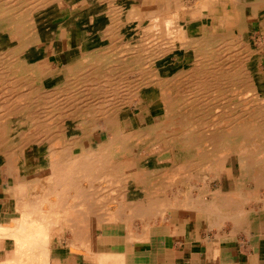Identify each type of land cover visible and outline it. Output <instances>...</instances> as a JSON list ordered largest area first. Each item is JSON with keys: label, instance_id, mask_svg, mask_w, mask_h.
Returning a JSON list of instances; mask_svg holds the SVG:
<instances>
[{"label": "bare ground", "instance_id": "obj_1", "mask_svg": "<svg viewBox=\"0 0 264 264\" xmlns=\"http://www.w3.org/2000/svg\"><path fill=\"white\" fill-rule=\"evenodd\" d=\"M152 1L0 0V189L11 191L19 215L0 212V245L14 249L0 264H46L56 225L71 228L89 212L88 200L96 216L117 211L126 198L119 184L178 188L202 168L218 176L228 154L264 155V42L251 37L253 19L264 35V0ZM50 57L63 66L52 68ZM158 110L161 119L146 124V113ZM147 134L155 139L145 144L161 143L171 163L126 141ZM242 163L262 181L251 178L254 186H264V160ZM139 167L157 172L129 174ZM251 197L264 199L258 191ZM46 199L52 204L40 208Z\"/></svg>", "mask_w": 264, "mask_h": 264}, {"label": "crops", "instance_id": "obj_2", "mask_svg": "<svg viewBox=\"0 0 264 264\" xmlns=\"http://www.w3.org/2000/svg\"><path fill=\"white\" fill-rule=\"evenodd\" d=\"M206 22L207 21L205 20L204 23ZM260 34L262 33L260 32ZM149 154L150 152L147 151L146 155L148 156H144L151 158ZM122 155L125 156L126 153ZM158 156L155 157V161H157ZM224 168L225 165L223 164L218 176H211L209 181H205L203 184L200 183L201 185L198 184L195 186V188H191L190 186H181L177 188L176 186L171 187V185L167 187L160 186L159 188V185L156 184H139L138 182H129L126 184L127 186H121L119 184L117 185L118 188L122 191L125 189L124 193L126 194V198H124L123 202L121 201L118 204L119 209H117L120 214V211H124L122 212L125 214L123 216H121L122 214L120 215L117 213V211L112 210L106 215L101 214L100 217L98 215L96 216L94 215L95 211L92 205L93 203L92 201L89 202L88 200L86 202V209H90H88L89 212L86 210V213L88 212L89 216L88 213H82L81 216L80 214L77 215L73 220L74 226L71 224V228H68L67 226V228L65 226L63 227L60 224L56 225V228L60 227V229L59 232L58 230H55L57 231L53 233L55 238L48 245V263L264 264V199H261V201L260 199L259 201L254 200L251 197L254 193V185L253 187L250 185L238 186L239 184L235 180L230 179L228 171H226L225 177H223L225 171ZM138 169L139 170L136 169L128 172L129 174L141 173L148 175H153V173L157 172V169L153 167H139ZM12 184L14 185V180L12 181ZM246 187L247 189H245ZM179 188L181 189L180 192L183 193L177 195V189ZM148 189L151 190L149 191ZM164 189H168L169 191H172V193H169L168 190L165 191ZM164 191L165 193H162ZM215 191L216 193L219 192V197L215 196L216 193H210ZM2 193L7 192L3 191V189H0V212H5V204H7L6 202H8V200L5 201V199L2 198ZM175 194L178 196V199ZM235 194L238 196H235ZM154 195H156V198L158 195L159 200L156 201V198L154 199ZM201 195L203 197H201ZM210 195L212 197H210ZM224 195L226 196L224 197ZM195 196L197 197V200L195 199ZM179 197L181 198L180 201ZM184 197L185 199L187 198L189 200L186 199L187 201L182 203ZM236 197L239 198L237 199ZM148 198H150L149 202L147 201ZM151 198L153 199L152 201ZM175 198L178 201H176ZM191 198H193V200H190ZM198 198H200L199 200L201 202V205H199L202 207L198 205V203H200ZM240 198L242 201L239 200ZM9 199L11 216L14 213V209H12L14 208V201L11 191ZM144 199L147 201V203ZM140 201L141 204L136 206L138 203H140ZM169 201L170 203H168ZM156 202L161 204L162 208ZM90 203L91 205H89ZM123 203L124 206H121ZM148 203H152L153 206L151 207L150 204L148 205ZM188 203H193L192 205L194 207L190 206V204L188 205ZM210 203L211 206L209 205ZM51 204V199L41 200L39 202L40 208H49ZM130 204L132 206H130ZM233 204H235V206ZM120 206L122 209H120ZM155 206H159L161 210L159 207L157 209ZM142 207H146L144 212ZM213 207H215V209ZM91 211H94V213ZM154 212L155 214H153ZM115 213H117V217H114ZM132 213L134 214L132 215ZM84 215L86 216V219H83V223L81 217ZM131 217L135 218V220ZM78 218L82 220L81 223H76V221H79ZM129 218H131L130 222L129 220H126ZM58 220H62V218L59 219L58 217ZM86 220H88L89 223H87ZM79 224L81 227H79ZM88 225H90V228ZM68 229L70 230L69 232ZM79 230L80 232L78 233ZM82 230L83 233L86 232V234L84 233L85 236H83L84 234L82 235ZM89 231L92 233H89ZM60 232H62V234ZM87 234L88 236H86ZM59 235L61 237H59ZM56 236H58V240L56 239ZM73 236L75 238H73ZM77 236H80V239L83 237L84 240L81 239L83 241H79L80 239ZM84 237H89L88 240L86 239L88 242H85ZM67 238L70 240V242L66 240ZM76 240L77 242H74ZM79 242H82V244L85 242L83 245L84 248L82 247V244H77ZM67 243L69 244L67 245ZM80 245L81 247L79 248ZM13 257L14 249L12 243L0 245V260H10Z\"/></svg>", "mask_w": 264, "mask_h": 264}, {"label": "rangeland", "instance_id": "obj_3", "mask_svg": "<svg viewBox=\"0 0 264 264\" xmlns=\"http://www.w3.org/2000/svg\"><path fill=\"white\" fill-rule=\"evenodd\" d=\"M151 1V2H150ZM146 2L147 3H149V4H152L153 3V1L152 0H146ZM59 21H61V20H59ZM252 25H253V30H252V35H251V37H254V39H255V41L257 42V41H259V42H264V35L263 34H258V25H257V20L256 19H253L252 20ZM257 29V30H256ZM71 30H72V28H69L68 30H67V32L68 33H70L71 32ZM260 35V36H259ZM259 36V37H258ZM262 36V37H261ZM259 38V39H258ZM257 39V40H256ZM258 43V42H257ZM73 44V45H72ZM263 44V43H262ZM64 46L65 47H75V46H77V42L74 40V39H70V42H69V40L67 39H64ZM49 61L52 63V68H55V67H59V66H63V63H59V64H57V59H53V58H51L50 57V59H49ZM182 61V59H180L179 57L178 58H176V64L178 65L180 62ZM55 62V63H54ZM262 66V67H261ZM60 68V67H59ZM260 71H258V73H260V75H262L263 77H264V56H263V58H262V61H261V63H260ZM263 70V71H262ZM259 106H261V105H259ZM262 106L264 107V103L262 104ZM66 110V109H65ZM66 111H69V108L66 110ZM148 114V115H147ZM14 118V119H16V118H18L17 117V115H14V116H11V118ZM161 117H162V110H158L157 112H149V113H146V124H148V125H153L154 123H155V120L156 119H161ZM140 118V120H141V118L142 117H139ZM72 128V127H71ZM98 134H99V131L97 132V136H98ZM96 136V137H97ZM131 140H130V139ZM133 139V140H132ZM153 139V140H152ZM154 139H155V136H153V135H145L143 138H141V139H134V138H131V137H126V141L129 143V144H132V147L135 149V148H137V149H140V150H138V151H140V152H145V151H148V152H150V157L151 158H154L155 159V157L156 156H158V159H157V161H159V163H162V164H164V163H171L172 162V155H171V152L169 153V151H166L165 149H164V147L162 146V144L161 143H159V142H155L153 145H150L151 143H153L154 142ZM97 140V139H96ZM149 140H152V142L150 143V144H148V146H147V144H145V142L146 141H149ZM143 143H144V145H143ZM259 144H262V143H259ZM251 145V144H250ZM142 147L144 148L145 147V149H146V147H147V149L145 150V151H141L142 150ZM251 147H253L252 145H251ZM165 151H164V150ZM162 150V151H161ZM27 155L31 158L32 156H31V151L29 150V149H27ZM139 152V153H140ZM245 152V151H244ZM259 152V153H258ZM262 154V155H261ZM250 155H251V158L249 157V156H247V155H244V154H242V155H240L239 153H231V154H228L226 157H225V161H224V165H225V171H224V174H223V177H225V174H226V171H228V174H229V177H230V179H235L236 181H237V183L239 184V185H243V186H247V185H251V187H253L252 185H254V182H256V180L258 179L257 178V176H256V172L253 170V169H251L250 168V170L247 172V171H243V169H242V166L245 168V164H241V161L242 160H244V159H248L249 161H250V163H251V161H252V159H253V157L255 158V160H260V161H262V160H264V155H263V153H262V149H260L259 151L258 150H256V149H254V152L252 153V152H250ZM260 155V156H259ZM211 156V155H210ZM214 155H213V153H212V156L211 157H213ZM122 157H124V155L122 156ZM237 157V158H236ZM257 157V158H256ZM249 163V166L251 165ZM241 164V165H240ZM252 166V165H251ZM204 171H205V168H202V170L199 172V174H198V177L199 178H195V180H193V181H191L192 183H189V182H184V185L183 186H185V187H188V186H192V187H195L196 185H198V184H200V183H202V180H203V182H205V181H209L210 180V177L211 176H214V174L212 173V172H206V174L204 173ZM242 172V173H241ZM202 173V174H201ZM196 174H197V172H196ZM200 174H201V176H204V178L203 177H201L200 176ZM204 174V175H203ZM209 175V176H208ZM207 177V178H206ZM246 177H247V179H248V181H249V183H248V181H247V179H246ZM256 179L255 181L254 180H252V179ZM260 178V177H259ZM261 179V178H260ZM251 180H252V182H251ZM259 180V179H258ZM195 181V182H194ZM243 182V183H242ZM259 182H261L262 183V181H260L259 180ZM259 182H256V184L258 183L259 184ZM191 184V185H190ZM109 185V184H108ZM107 184H105V186H107V189L106 190H109V186H108ZM187 185V186H186ZM111 187V186H110ZM262 187H264V186H262V185H257V186H254V192L255 191H258V193L260 194V196H263L264 197V188H262ZM258 190H257V189ZM261 190V191H260ZM262 191H263V193H262ZM2 198H4L5 199V201H7L8 199H9V195L7 194V193H2ZM8 198V199H7ZM262 199V198H261ZM260 199V200H261ZM7 204H5V210H6V208L8 209H10V199H9V201L8 202H6ZM14 218L13 219H17L18 217H19V215L17 214V213H15L14 212ZM10 243H12L11 241H10ZM47 263L46 264H49L48 263V259H47V261H46Z\"/></svg>", "mask_w": 264, "mask_h": 264}]
</instances>
